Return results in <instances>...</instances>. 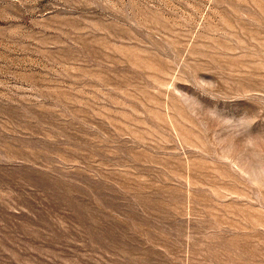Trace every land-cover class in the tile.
<instances>
[{
    "label": "rangeland",
    "instance_id": "374dc122",
    "mask_svg": "<svg viewBox=\"0 0 264 264\" xmlns=\"http://www.w3.org/2000/svg\"><path fill=\"white\" fill-rule=\"evenodd\" d=\"M0 264H264V0H0Z\"/></svg>",
    "mask_w": 264,
    "mask_h": 264
}]
</instances>
